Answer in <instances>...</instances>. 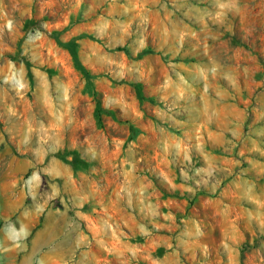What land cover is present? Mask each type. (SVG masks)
I'll return each instance as SVG.
<instances>
[{
    "label": "rangeland",
    "instance_id": "374dc122",
    "mask_svg": "<svg viewBox=\"0 0 264 264\" xmlns=\"http://www.w3.org/2000/svg\"><path fill=\"white\" fill-rule=\"evenodd\" d=\"M24 209L79 216L83 264H264V0H0V228Z\"/></svg>",
    "mask_w": 264,
    "mask_h": 264
},
{
    "label": "crops",
    "instance_id": "0c3cea01",
    "mask_svg": "<svg viewBox=\"0 0 264 264\" xmlns=\"http://www.w3.org/2000/svg\"><path fill=\"white\" fill-rule=\"evenodd\" d=\"M78 218L55 209L31 221L22 210L0 228V264H83L94 243Z\"/></svg>",
    "mask_w": 264,
    "mask_h": 264
},
{
    "label": "trees",
    "instance_id": "16d2710c",
    "mask_svg": "<svg viewBox=\"0 0 264 264\" xmlns=\"http://www.w3.org/2000/svg\"><path fill=\"white\" fill-rule=\"evenodd\" d=\"M55 38L58 41V43L66 46L70 50V52L72 53V55L74 57V60H75L76 64L79 66V68L83 72L85 78L88 81V84L91 85L92 84V77H93V75H91V73L81 64L80 60L77 57L75 48L73 47V43H71V42H63L56 35H55ZM26 64L28 66H30V63L28 61H26ZM135 86H136V88H138V92H139V86L138 85H135ZM94 95L96 96V116H97L98 120L101 122L103 120V113L106 112V109L102 105L100 98H97V93L94 92Z\"/></svg>",
    "mask_w": 264,
    "mask_h": 264
}]
</instances>
